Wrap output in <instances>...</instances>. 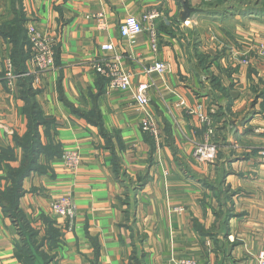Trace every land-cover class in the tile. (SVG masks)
I'll return each mask as SVG.
<instances>
[{
  "label": "crops",
  "instance_id": "crops-1",
  "mask_svg": "<svg viewBox=\"0 0 264 264\" xmlns=\"http://www.w3.org/2000/svg\"><path fill=\"white\" fill-rule=\"evenodd\" d=\"M249 1L0 0V26L13 25L21 11L27 34L36 27L55 42L56 66L33 78L26 101L28 85L6 78L14 45L0 35V192L26 160L28 112L37 109L42 151L38 169L22 181L19 207L44 242L47 264H257L264 250V59L257 53L264 16L244 14ZM149 14L158 15L157 52ZM130 16L145 26L134 40L120 34ZM118 58L132 77L126 92L110 90L95 69ZM157 63L164 71L147 73ZM141 85L146 109L136 102ZM200 104L207 123L191 113ZM146 114L158 137L143 132ZM205 143L217 146L214 162L194 156ZM69 151L82 156L75 170L64 160ZM61 197L75 203L72 223L51 212ZM20 243L0 204V264H25Z\"/></svg>",
  "mask_w": 264,
  "mask_h": 264
},
{
  "label": "built area",
  "instance_id": "built-area-1",
  "mask_svg": "<svg viewBox=\"0 0 264 264\" xmlns=\"http://www.w3.org/2000/svg\"><path fill=\"white\" fill-rule=\"evenodd\" d=\"M157 14H149L144 19L149 21L150 27L146 30L149 33L151 47L153 52L158 51V32L155 27V19ZM101 19V18H100ZM100 27L104 28L105 23L100 22ZM145 32V26L143 22L138 20L134 16L126 18L120 28V34L124 38L134 40L137 36ZM28 40L31 47V56L28 61V72L26 75L32 76L36 83L39 81V76L45 72L50 71L56 66V51L55 42L50 37L46 36L36 27L28 28ZM105 51H113V45H105L102 47ZM258 56L264 59V44H260L257 49ZM243 64H248V60L242 61ZM6 78L10 82L19 80L22 75L16 72L14 63L11 59L6 60ZM97 73L106 77L110 83V90L126 92L130 90L132 86V77L122 67L121 58L116 59L113 64L99 66L95 68ZM165 66L162 63H157L147 69V73L163 72ZM147 86L141 85L138 88L136 95V102L140 109H146L149 105V101L145 96ZM203 106L198 105L191 113L197 115L201 121L207 123L208 118L202 114ZM2 124V116L0 115V126ZM141 128L143 132L158 137L160 130L155 122L154 118L149 114L141 120ZM210 134H213L212 132ZM218 149L217 146L211 143H205L198 146L194 150V156L201 162H214L217 158ZM264 156V152H263ZM64 160L70 169H77L81 162L82 156L79 151H69L64 155ZM180 211V210H179ZM51 212L54 216L67 220L72 223L76 218V206L71 197H61L55 200L51 205ZM71 227V226H70ZM71 229V228H70ZM177 264H199L196 260L190 258H180L177 260ZM257 264H264V250H262L257 257Z\"/></svg>",
  "mask_w": 264,
  "mask_h": 264
},
{
  "label": "trees",
  "instance_id": "trees-1",
  "mask_svg": "<svg viewBox=\"0 0 264 264\" xmlns=\"http://www.w3.org/2000/svg\"><path fill=\"white\" fill-rule=\"evenodd\" d=\"M241 7L244 8V14L264 16V0L249 1ZM21 13V11H18V16L13 25H5L3 27L0 26V35L4 36L10 43L14 45V52L11 59L14 63L16 72L19 75H22L19 80L28 85L29 90L24 96V99L29 101L27 95L34 93V91L31 90L33 77L26 75L28 72L26 63L31 56V47L29 45L28 34L25 29L27 18L25 15H19ZM28 115L30 117V133L26 144V160L20 170L16 172L14 171L15 173L11 174V188L6 192H0V204L4 207V210L18 228L21 238L18 254L19 259L24 261L25 264H35L36 256L40 255L44 258L45 264H47L49 258L43 253H39L40 249H42L44 246V242L39 243L35 240L36 232L30 227L28 220L21 212L19 207V200L23 196V191L21 188L22 181L31 172L38 169L36 161L38 155L42 151L39 141L40 136L37 130L39 124L42 122V117L37 109L34 108L28 112Z\"/></svg>",
  "mask_w": 264,
  "mask_h": 264
}]
</instances>
